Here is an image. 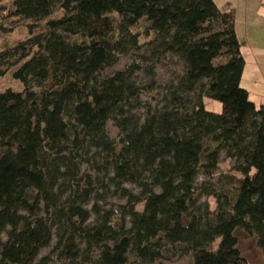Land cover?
<instances>
[{"label":"trees","instance_id":"1","mask_svg":"<svg viewBox=\"0 0 264 264\" xmlns=\"http://www.w3.org/2000/svg\"><path fill=\"white\" fill-rule=\"evenodd\" d=\"M10 11L47 21L0 50V77L11 71L23 87L0 92V264H46L40 253L54 240L58 264H164L167 251L191 264H248L236 230L264 264V107L240 86L232 12L212 0H13ZM174 57L183 71L163 107L142 103ZM205 98L221 112L206 111ZM221 155L233 166L217 177ZM93 175L125 203L94 202Z\"/></svg>","mask_w":264,"mask_h":264},{"label":"rangeland","instance_id":"2","mask_svg":"<svg viewBox=\"0 0 264 264\" xmlns=\"http://www.w3.org/2000/svg\"><path fill=\"white\" fill-rule=\"evenodd\" d=\"M13 0H0V50L12 47L16 43L27 39L30 36V32L33 34H38L43 31L45 23L47 20L35 22L31 20H23L10 17L11 3ZM62 15L60 10L56 11L49 19L59 18ZM148 25L141 24L136 30L142 32L143 28H146ZM147 41L143 36L140 37V43L144 44ZM144 49L140 52H131L127 56H122L118 59L116 64L106 71L108 75H112L115 72L121 71L125 66L132 63L135 59L142 54ZM183 71L182 63L176 58H170L168 60L162 61L161 65L154 71V80L155 88L151 93H142L140 101L142 103L151 102L153 105H156L158 108L163 107V96L166 94L169 87H176L178 78ZM151 77L147 75H139L137 77V83L141 88L147 87L150 84ZM11 89L14 92H21L23 90L22 84L14 79H12L11 71L6 73L3 77H0V92ZM190 100V97H185L183 99L181 106L186 105ZM204 108L208 112L220 113L222 110V105L210 99L205 98ZM188 106V105H186ZM107 131L110 138L114 141H118V129L115 127L113 121L107 123ZM233 163L227 160L223 155H221L219 169L217 171V177L220 174L229 172ZM94 176V185H93V198L94 202L98 199L99 206L105 209L114 208L117 209V206L125 203L124 200H119L114 196H111L109 193L113 191V188H105L106 180L101 177ZM104 180L103 186L98 183ZM201 181L199 180L198 183ZM105 186V187H104ZM126 188L133 190L136 194L139 190L135 189L131 185H125ZM208 203L211 209H214L215 203L212 199H206L202 197L199 201L200 204ZM141 209V206L138 207ZM94 218H91L90 223ZM234 236L237 239V248L241 256L247 261L248 264H263V257L261 251L256 247L254 238L246 235L242 230H236ZM56 240H54L50 246L44 248L39 256V259H45L46 264H58L54 256V246ZM166 259L163 260L164 264H191L190 258L187 256L181 257L179 252H169L167 251Z\"/></svg>","mask_w":264,"mask_h":264},{"label":"crops","instance_id":"3","mask_svg":"<svg viewBox=\"0 0 264 264\" xmlns=\"http://www.w3.org/2000/svg\"><path fill=\"white\" fill-rule=\"evenodd\" d=\"M232 12L234 30L244 59L240 86L256 107H264V0H212Z\"/></svg>","mask_w":264,"mask_h":264}]
</instances>
